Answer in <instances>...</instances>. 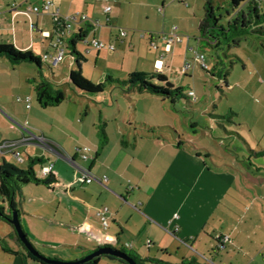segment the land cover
<instances>
[{
    "label": "crops",
    "instance_id": "1",
    "mask_svg": "<svg viewBox=\"0 0 264 264\" xmlns=\"http://www.w3.org/2000/svg\"><path fill=\"white\" fill-rule=\"evenodd\" d=\"M45 1H52L61 14L65 12L62 15L78 12L96 21L97 27L90 29L86 40L96 39L114 45V50L109 52L86 50L84 44L80 52L85 64L92 63L91 80L96 84L108 77L124 80L140 72L137 67L141 61L147 63V72L160 73L169 80L173 72L170 67L176 62L177 53L191 50L189 38L182 36L180 43L171 45L168 52L171 56L165 59L168 53L162 33L170 31L171 20L179 27V33H187L185 27L194 17L195 0H81V7L74 11L66 0H0V44L13 40L17 45L22 44L17 47L19 51L31 53L35 44L43 48L47 43L50 47L53 39L51 17L25 13L27 7L39 6ZM106 6L111 8L108 22L103 13ZM46 19L47 28L42 26ZM21 25L20 29H24L23 26L28 29V41L17 38ZM85 25L80 24V27L85 30ZM119 28H126V37H118ZM41 32L49 37L42 38ZM146 32L154 33L152 39L145 35ZM151 41L156 49L151 48ZM175 71L180 74L178 69ZM81 73L85 76L82 64ZM128 95L133 102L139 99L136 93ZM26 105L27 130H19L13 139L1 137L0 142L30 135L48 142L47 146H42L32 139L20 148L23 161L15 160L17 164H13L26 169L28 157L43 161L35 167L37 171L52 164L55 183L48 188L27 185L16 200L21 228L40 253L60 260L68 254H79L74 258L80 259L98 247L128 246L126 249L141 257L142 247H145L147 256L177 255L192 264H254L258 256H264V174L257 172L256 167L253 172L251 165L246 167L241 163L240 158L246 157L236 154L242 153L234 148L235 141L224 145L221 140L228 137H222L216 130L217 122L196 129L193 137H187L175 127L178 122L175 110H160L164 119L173 123L161 127L149 120V123L134 122L125 126L122 119H115L117 115L122 116L117 110L110 116L100 115L107 137L106 143L100 146L94 127L90 131L77 120L79 126L75 133H68L67 128L61 126L62 123L68 125L70 114L73 120L81 109L58 110L55 114L58 120L44 129L45 111L55 107L32 109L31 105L29 108ZM108 119L114 126H110ZM190 124L197 128L195 123ZM223 131L227 133L228 130L223 127ZM197 134L202 136L201 141L204 140L207 147H199L201 142ZM79 140L90 149L87 159H82L78 152ZM70 142L76 143L78 148H71ZM0 159L7 162V158ZM81 169L88 171L95 181L79 183ZM103 180L105 190L100 184ZM103 207L110 213L105 229L95 217V211ZM174 215L177 216L175 220ZM175 225L178 232L168 233ZM35 263L23 256L13 229L0 221V264ZM117 263L100 258L98 264Z\"/></svg>",
    "mask_w": 264,
    "mask_h": 264
},
{
    "label": "rangeland",
    "instance_id": "2",
    "mask_svg": "<svg viewBox=\"0 0 264 264\" xmlns=\"http://www.w3.org/2000/svg\"><path fill=\"white\" fill-rule=\"evenodd\" d=\"M70 8L74 11L81 7V0H66ZM205 0H195L194 3V17L186 24L187 33H179V27L176 23L172 22L170 27H176L179 35L187 36L190 40V49L182 50L177 53L176 62L172 64L170 69H173L172 75L168 80V84L172 85L173 89H180L183 96H187L188 91H192L195 97L190 100L178 99L173 103L170 99L163 100L161 97L152 95L139 96L136 93L138 100L134 102L128 99L129 95L125 94L122 89L113 87L112 90L105 89L100 94H86L78 92L76 89L70 87L67 84L68 75L71 67H73V61L69 56V50L67 49V55L63 62L57 67H50L48 64H42L40 73L49 80H52L58 89L62 90L66 94L65 101L53 109H47L45 120L42 122V126L45 128L50 127V123L57 121L58 110H77L81 109L78 115L69 116L68 125L64 123L60 124L63 128H67L68 133H75L81 121L82 126L89 128L92 131V127L100 133L101 129H104V121L100 118V115L106 114L112 115L113 112L120 110L122 116L117 115L115 119H122L125 126L129 123H149L152 121L153 125L168 126L173 125L169 121L165 120L161 114L162 109L175 110L177 113V126L181 129V133L187 137H193L194 131L199 130L208 124L219 123L222 124L228 131L238 133V135L245 140L249 145H245L241 140L235 138L234 148L238 149L242 154L236 153L238 156H249V151H260L264 148V37H256L248 35L243 37L238 47L228 48L226 45H222L218 48L210 47L204 42H201L198 37L197 25L199 20L203 16V4ZM215 6H221L222 14L224 18L221 24H226V10L229 7L226 0H213ZM66 6V5H65ZM65 12H62V14ZM167 19V17H166ZM47 19L43 22L42 26L47 28ZM22 25L19 27V29ZM97 27V26H95ZM24 29H20L17 34V38L21 37V41H28L27 31L28 29L23 26ZM122 29V28H121ZM126 30V28H123ZM183 31V30H182ZM145 34H154L146 32ZM6 39V38H5ZM2 43V42H1ZM28 43V42H27ZM5 44L12 46L15 50H18V45L13 40H5ZM21 47V46H20ZM189 47V48H190ZM79 52L83 51L84 43L81 41L76 46ZM147 49L144 48V53L147 54ZM184 52V53H183ZM203 54L205 62L208 65V70H202L193 61L194 53ZM24 53V51H23ZM52 55L53 50L48 47L47 43L42 48L41 45L35 44L32 49L34 57H43L45 54ZM171 54H167L165 59ZM161 59V58H160ZM164 59V60H165ZM189 64L190 67L186 70V75L183 73H176L175 69L180 70L181 67ZM135 63L133 61L132 66ZM84 67L85 76L88 81L91 80L93 74L92 63L85 64L82 61ZM146 68L148 65L146 62L141 61L137 70L139 74L149 73ZM38 67L30 63H21L16 66H12L5 58H0V140L2 138L13 139L21 131V127L26 124L28 118L24 115L25 98L30 97V103L32 109L38 108L35 101V93L32 84L27 79L38 78ZM144 71V72H142ZM98 74L100 71H96ZM226 75V85L223 82V76ZM21 101H20V100ZM164 102V104L162 103ZM72 111V112H74ZM71 113V112H70ZM216 116L224 117V119L216 118ZM129 117V118H128ZM27 118V119H26ZM108 121H111L108 119ZM180 121V122H179ZM232 121L234 124H229ZM26 122V123H25ZM190 123H195L197 128H194ZM70 124V125H69ZM95 124V126H93ZM110 126H114V122H110ZM137 126V124H135ZM134 125V126H135ZM239 125V126H237ZM216 126V125H215ZM140 127V126H139ZM217 131L224 137V133L217 126ZM72 135V134H71ZM198 135V140L201 142L199 147H207L205 141H201L202 136ZM183 136V137H184ZM216 137V136H214ZM231 139V138H230ZM80 141V140H79ZM99 141V140H98ZM224 145L229 143L230 140H221ZM219 142L216 138V143ZM231 142V141H230ZM81 143V141H80ZM72 147H76V143H69ZM84 145V146H83ZM86 144H77L78 147H85ZM76 147V148H78ZM250 163L246 159H241V163L246 167L250 166L254 170L257 168V172L261 171L264 174V158L256 159L253 156H249ZM6 163L13 165L17 164L14 159L7 158ZM2 160L0 159V163ZM24 167V164H18ZM72 166V165H71ZM73 167V166H72ZM74 168V167H73ZM21 169V168H19ZM38 168H35L37 171ZM24 170V169H22ZM253 172H256L255 170ZM38 250V249H37ZM145 247H142L141 260L152 259L157 262H145L144 264H182L180 256L168 257L167 255H161V253L153 258V256H147ZM39 252V251H38ZM40 253V252H39ZM48 259H53L51 256L40 253ZM74 257H79V254L70 255L64 261H75ZM75 259V260H72ZM117 264H125L117 261ZM43 263V262H42ZM37 264V263H35ZM45 264V263H44ZM254 264H264V256H258L257 262Z\"/></svg>",
    "mask_w": 264,
    "mask_h": 264
},
{
    "label": "trees",
    "instance_id": "3",
    "mask_svg": "<svg viewBox=\"0 0 264 264\" xmlns=\"http://www.w3.org/2000/svg\"><path fill=\"white\" fill-rule=\"evenodd\" d=\"M226 3L229 7V10L225 11L227 20L226 24L223 25L221 24V21L224 18L221 12L223 7L215 6L213 0L204 1L203 16L199 20L197 25L198 37L201 42H204L206 45L214 48L226 45L230 49L233 47H238L243 37H246L248 35L264 37V0H226ZM92 28L93 26H91L90 24H86L85 30L81 32L73 34L64 33L62 35L63 43L69 50V56L73 61V69L70 71L67 79V84L70 87L76 89L78 92H83L86 94H100L107 88L117 87L122 89V91L127 95L130 93L148 94L161 97L163 100L170 99L172 103L178 99H188L187 96L185 97L181 94L180 89L167 87L166 84L168 83V80L164 75L160 73H133L124 80L108 77L103 83L99 84H94L85 79L81 73V64L85 59L83 55L79 51H77L76 46L81 41L84 43V39H86L87 34ZM0 58H5L12 66H16L21 63H30L38 67V78L27 80L32 84L35 93V101L40 108L46 109L49 107H57L65 101V92L58 89L52 80L45 78L43 74L40 73L41 65L44 63L42 62L41 57H34L30 51H24L23 53V51L15 50L12 46L1 43ZM223 82L226 85V75L223 76ZM216 118L224 119V117L221 116H216ZM229 124L234 123L230 121ZM217 125L223 131L224 126L219 123H217ZM223 132L225 133V131ZM226 132V136L231 142L235 141V138H238L245 145L249 146L245 142V140L238 135V133H234L233 131ZM98 136L100 146L104 145L106 143L107 137L103 129H101L100 133L98 132ZM249 156H253L256 159L264 158V148L256 152L250 150ZM249 156L246 157V160H248L249 164H251ZM42 163L43 161L39 158L28 157L27 168L24 170L10 165L4 161L0 164V221L6 223L13 229L16 242L22 249L23 256L26 259H30L33 262H36L37 264L44 263L32 256L30 252L25 248L24 244L20 242L13 226L10 224V211H13L18 218L20 217V208L16 200L17 198L21 197V190L25 186L41 185L48 188L55 183V179L52 174H49L45 178L37 177L34 168L39 167ZM23 234L27 239L24 232ZM102 247H107L111 250H115L119 253L124 254L134 264L157 262L152 259L141 260L135 252L123 247ZM99 248L101 247L90 250L86 252L85 255L91 254ZM33 249L35 248L33 247ZM35 251L37 250L35 249ZM85 255H83L82 257H84ZM41 256L44 257L43 255ZM100 258H107L116 261L119 260L112 256L102 255L99 257H95L83 264H98ZM51 260L68 262L56 258H53ZM119 261L125 263L121 260ZM182 264L192 263H190L189 261H182Z\"/></svg>",
    "mask_w": 264,
    "mask_h": 264
},
{
    "label": "built area",
    "instance_id": "4",
    "mask_svg": "<svg viewBox=\"0 0 264 264\" xmlns=\"http://www.w3.org/2000/svg\"><path fill=\"white\" fill-rule=\"evenodd\" d=\"M180 2H184L185 0H178ZM111 11V8L109 6H106L103 8L104 15L109 14ZM26 14H35V15H49L51 17V21L53 24V39L50 44V48L53 50L52 55H48L47 53L42 57V62L48 64L50 67H57L60 63L63 62L64 58L66 57L67 48L65 47L62 39V35L64 33L67 34H73L83 31V29L80 27V24H90L91 26H97L96 21L90 20L85 14L82 13H74L70 15H62L59 11V8L52 2V1H45L39 6H29L27 7ZM106 21L108 22V17L106 18ZM35 30H37L35 27H33ZM149 36L152 39V34H145ZM127 36V30L118 29V37L124 38ZM144 36V35H142ZM42 38H48L49 35L46 33L41 32ZM162 38L165 41V51L166 53L169 52L171 45L180 43L182 41V36L179 35L178 30L176 27H172L168 33H162ZM84 43L86 45V50H107L109 52L114 50V45L112 43L105 44L104 42L96 39L86 40L84 39ZM150 46L153 49H156L155 43L153 41L150 42ZM193 61L196 65H198L202 70H208V65L205 62V58L203 54L196 53ZM161 63V62H160ZM190 67L189 64H186L183 66L179 72L185 74L186 70ZM187 96L192 98L195 97L194 93L192 91H188ZM29 101L30 99L28 97L25 98V102L27 103L26 108H29ZM21 129L24 131L27 130L26 124H24ZM32 139H35V142L42 146H47L48 142L42 137H32L31 135L28 137H23L19 140H13V141H1L0 142V158H11L18 162H22V154L20 151V148L32 141ZM80 156L82 159L88 158V153L90 152V149L88 147H82L78 150ZM52 171V164H48L45 167L40 168L38 171L39 178H45L49 174H51ZM77 181L81 184H90L91 182L95 181L94 177L85 169H81L79 173V177ZM104 181H101V185L103 189L105 190ZM110 213L106 207L99 208L95 211V217L99 220V223L102 228H107L108 226V220H109ZM177 219V216H173V220ZM170 234H175L178 232V226L175 225L173 227L172 232L167 231ZM218 239V238H217ZM150 242L147 241V245H149ZM128 246H126L127 248Z\"/></svg>",
    "mask_w": 264,
    "mask_h": 264
},
{
    "label": "water",
    "instance_id": "5",
    "mask_svg": "<svg viewBox=\"0 0 264 264\" xmlns=\"http://www.w3.org/2000/svg\"><path fill=\"white\" fill-rule=\"evenodd\" d=\"M166 86L171 87L172 85L167 83ZM10 214H11L10 224L13 226L14 231L16 232V235L19 238L20 242H22L24 244L25 248L30 252V254L32 256H34L35 258H37L38 260H40L41 262H43L45 264H83L87 261H90L91 259H93L95 257H99L102 255L112 256L114 258H117V259L125 262L126 264H134L124 254L119 253L115 250H111L107 247H101V248L95 250L94 252H92L91 254L85 255L84 257L77 259L75 261L61 262L58 260H51V259H48L46 257H42L37 251H35V249H33V246L25 238V236L22 232L20 220L17 217V215L13 211H10Z\"/></svg>",
    "mask_w": 264,
    "mask_h": 264
}]
</instances>
